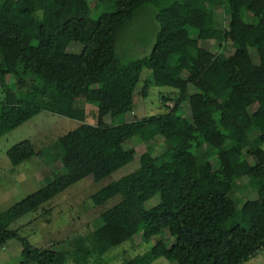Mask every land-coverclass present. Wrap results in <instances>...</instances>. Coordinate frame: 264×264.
<instances>
[{
	"label": "trees",
	"instance_id": "16d2710c",
	"mask_svg": "<svg viewBox=\"0 0 264 264\" xmlns=\"http://www.w3.org/2000/svg\"><path fill=\"white\" fill-rule=\"evenodd\" d=\"M96 1L104 8L98 17L89 0H0V138L42 110L82 123L88 103L97 113L96 123L55 142L64 171L0 213V244L18 239L22 264H99L142 233L146 242L155 240L152 246L122 264L161 257L176 264L248 261L264 250V0ZM146 4L158 8L155 45L122 64L120 31ZM228 32L238 41L231 54L222 51ZM206 40L220 41L218 49L201 52L197 44ZM71 43L83 47L72 52ZM144 69L151 75L143 95L153 84L177 89L162 99L175 105L114 123L133 111L127 89ZM136 142L145 146L139 167L109 180L135 159ZM38 153L28 139L8 151L14 165ZM88 176L106 180L93 205L121 196L88 234L40 248L10 228Z\"/></svg>",
	"mask_w": 264,
	"mask_h": 264
},
{
	"label": "rangeland",
	"instance_id": "374dc122",
	"mask_svg": "<svg viewBox=\"0 0 264 264\" xmlns=\"http://www.w3.org/2000/svg\"><path fill=\"white\" fill-rule=\"evenodd\" d=\"M89 1L94 17H98L104 12L103 6H95L96 0ZM157 13L156 5L146 4L140 7L134 17L123 26L117 43V53L122 64L145 57L152 52L160 29ZM217 15L222 17L221 9L217 11ZM237 42V34L228 32L222 51L226 54L233 53ZM219 43L220 41L206 40L200 41L197 46L201 52L216 51ZM82 47L80 43H71L68 50L79 52ZM255 60L258 62L256 56ZM150 75L151 71L144 69L140 82L127 89V92L133 96L134 109L116 118L114 123L129 122L137 118L156 115L166 111V106L173 107L175 105L174 99L167 103H163L162 99L169 94L172 96L177 94V89L153 84L149 86L147 95H143L146 80ZM81 104L84 105L83 102ZM184 105L186 107L187 102ZM86 110L87 118L84 123L48 110H42L0 138V213L7 211L21 200L47 186L64 171L61 162L56 159L58 151L54 148V144L60 136L76 133L86 125L96 123V106L88 103ZM184 115L188 118L191 117L188 113ZM107 120L111 122V117L108 116ZM27 139L33 142L39 153L19 165H14L8 151L14 145ZM131 145L137 147L138 152L135 159L115 171L108 178L109 180H118L139 167V155L145 150V146L140 145L139 142L131 143ZM155 145L158 153L164 151L165 146L162 140H156ZM127 146H130L129 143ZM105 183L106 180L98 183L94 181L93 176H88L44 203L36 211H31L13 221L10 228L16 229L20 236L26 237L34 246L40 248H59L62 247L61 242L73 243L93 229L92 226L96 225L95 219L106 208L119 201L120 195L100 206L92 204L91 196ZM122 195L126 196L128 192L125 191ZM157 201L158 197L151 203ZM151 203L149 202L148 205ZM241 205L242 201L239 202V206ZM154 241L152 239L151 242H146L143 234L139 233L134 236L133 241L125 242L111 253L106 254L99 264H122L126 258L145 252ZM23 248V244L16 238L5 245L0 244V264H22ZM90 264L96 263L91 262ZM151 264L176 263L161 257ZM241 264H264V250H260L254 257Z\"/></svg>",
	"mask_w": 264,
	"mask_h": 264
}]
</instances>
